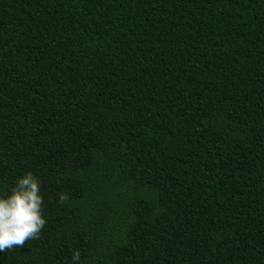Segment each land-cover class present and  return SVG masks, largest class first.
I'll use <instances>...</instances> for the list:
<instances>
[{
  "label": "trees",
  "instance_id": "trees-1",
  "mask_svg": "<svg viewBox=\"0 0 264 264\" xmlns=\"http://www.w3.org/2000/svg\"><path fill=\"white\" fill-rule=\"evenodd\" d=\"M26 173L0 264H264V0H0V195Z\"/></svg>",
  "mask_w": 264,
  "mask_h": 264
},
{
  "label": "clouds",
  "instance_id": "clouds-1",
  "mask_svg": "<svg viewBox=\"0 0 264 264\" xmlns=\"http://www.w3.org/2000/svg\"><path fill=\"white\" fill-rule=\"evenodd\" d=\"M68 199L67 194H58L57 203L64 204ZM42 205L40 182L31 173L17 178L10 191L0 195V252L39 237L45 224ZM71 260L72 264H81L79 250H73Z\"/></svg>",
  "mask_w": 264,
  "mask_h": 264
}]
</instances>
